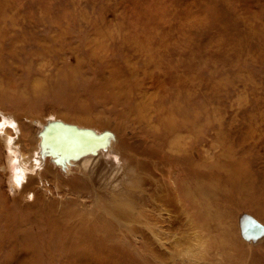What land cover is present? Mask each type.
Here are the masks:
<instances>
[{
    "label": "rangeland",
    "instance_id": "374dc122",
    "mask_svg": "<svg viewBox=\"0 0 264 264\" xmlns=\"http://www.w3.org/2000/svg\"><path fill=\"white\" fill-rule=\"evenodd\" d=\"M0 110L2 120L122 123L142 192L153 181L183 192L204 233L203 264H264V0H0ZM5 152L0 212L15 195ZM87 187L86 207L102 208ZM109 212L99 210L100 225H0V264H119L130 245L141 247L133 264H164L135 243L145 225ZM173 215L171 234L190 233ZM75 228L99 244L115 234L117 256L77 255Z\"/></svg>",
    "mask_w": 264,
    "mask_h": 264
},
{
    "label": "bare ground",
    "instance_id": "6f19581e",
    "mask_svg": "<svg viewBox=\"0 0 264 264\" xmlns=\"http://www.w3.org/2000/svg\"><path fill=\"white\" fill-rule=\"evenodd\" d=\"M2 115L0 161L6 151L13 170L10 180L15 195L12 207L2 204L0 225L30 222V225H100L96 219L99 210L110 211L121 225H145L148 228L146 233L136 235L135 243L144 239V249L151 259L164 264L210 262L201 224L187 208L185 196L177 184L153 181L151 190L147 194L142 192L144 175L122 148V123L117 121L115 126H106L72 115L49 122L27 116L24 120V115L15 112L2 111ZM85 185L94 189L91 192L95 193L96 204L102 208L86 207L82 190L88 188ZM53 188L59 196L54 194ZM135 196L140 198L139 205ZM101 198L107 206L103 207ZM70 203L76 206L73 212L67 207ZM175 212L192 225L190 233L185 234L183 225H179L181 231L174 234L164 226L168 219L175 225L171 219ZM245 231L247 235L249 230ZM11 232L10 235L14 234ZM73 234L75 239H72L71 247L77 255L91 256L95 263L107 262L117 256L112 246L115 234L109 237L100 233L103 240L100 244L85 241L78 228ZM130 239L133 243V238ZM130 248V254L120 252V258L116 259L119 264L135 262L134 249L139 251L141 247L130 245ZM82 250L86 254H80Z\"/></svg>",
    "mask_w": 264,
    "mask_h": 264
},
{
    "label": "snow or ice",
    "instance_id": "6c2138e0",
    "mask_svg": "<svg viewBox=\"0 0 264 264\" xmlns=\"http://www.w3.org/2000/svg\"><path fill=\"white\" fill-rule=\"evenodd\" d=\"M0 127H2V126H0Z\"/></svg>",
    "mask_w": 264,
    "mask_h": 264
}]
</instances>
